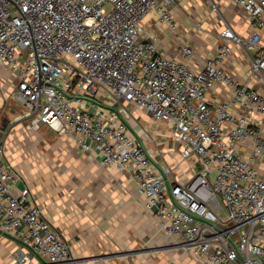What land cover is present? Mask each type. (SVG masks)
<instances>
[{"label":"built area","instance_id":"2783aa9c","mask_svg":"<svg viewBox=\"0 0 264 264\" xmlns=\"http://www.w3.org/2000/svg\"><path fill=\"white\" fill-rule=\"evenodd\" d=\"M254 30L230 25L204 67L195 47L167 56L144 38L151 12L172 31L179 0H0V64L15 77L11 99L28 130L46 124L85 152L130 172L144 208L177 245L207 264H264V92L225 68L233 46L264 83V0H232ZM216 6V4H214ZM215 83L232 91L211 103ZM126 101L167 123L180 160L172 168L151 153L116 104ZM0 140V234L18 240L17 263L75 264L72 245L45 216ZM251 148L246 156L245 148Z\"/></svg>","mask_w":264,"mask_h":264},{"label":"crops","instance_id":"0c3cea01","mask_svg":"<svg viewBox=\"0 0 264 264\" xmlns=\"http://www.w3.org/2000/svg\"><path fill=\"white\" fill-rule=\"evenodd\" d=\"M171 12L176 20L175 31L151 12L143 20L144 38L155 37L167 56H180L182 43L193 45L195 55L188 65L194 71L201 70L215 55L226 25L240 36H249L254 30L247 13L232 0H179L171 6ZM261 33L264 37V29ZM224 66L239 81L264 92V83L252 73L251 62L238 45L234 44ZM16 84V77L0 64V125L13 120L5 115V108L11 103ZM231 95L230 88L215 83L208 97L213 103ZM116 109L124 111L130 126L158 159L165 154L166 160H180L170 125L159 123L147 110L126 101L116 104ZM11 112L15 113L13 109ZM131 114L132 120L128 118ZM255 118L264 132V113ZM250 151V147L243 149L246 156ZM73 154L79 158L71 163L76 175L72 180L63 177L60 183H43V171L21 172L13 165L22 176L19 185L26 182L30 186L45 216L71 242L75 264H207L186 247L172 243L174 239L160 228L157 217L144 208L145 197L130 172L103 164L97 150L89 153L78 149ZM257 166L264 176V157ZM159 231L162 233L158 235ZM144 241L154 247L160 243L158 252H138L137 247ZM20 248L18 240L0 234V264H22L17 263ZM23 264L41 263L33 258Z\"/></svg>","mask_w":264,"mask_h":264},{"label":"rangeland","instance_id":"374dc122","mask_svg":"<svg viewBox=\"0 0 264 264\" xmlns=\"http://www.w3.org/2000/svg\"><path fill=\"white\" fill-rule=\"evenodd\" d=\"M11 109L15 113H12ZM20 114L22 115V107L11 100V103L5 108V115L13 117L8 125L7 135L9 160L21 172L43 171L46 174L43 183H60L63 177H69L72 180L71 178L76 174L71 169V163L79 159L74 158L73 153L81 149L75 142L59 135L46 124L42 125L39 130L29 131L21 122ZM133 117V114L128 116L131 120ZM159 160L170 168L176 165V161L166 160L165 154H162ZM160 233L162 232L159 231L158 235ZM172 243L177 245L175 239ZM157 246H160V243ZM157 246L154 247L149 241H144L137 247V250L142 254L155 253L160 248Z\"/></svg>","mask_w":264,"mask_h":264},{"label":"water","instance_id":"95a60500","mask_svg":"<svg viewBox=\"0 0 264 264\" xmlns=\"http://www.w3.org/2000/svg\"><path fill=\"white\" fill-rule=\"evenodd\" d=\"M10 124V120H5L2 125H0V140L4 135V132L8 129V125Z\"/></svg>","mask_w":264,"mask_h":264}]
</instances>
